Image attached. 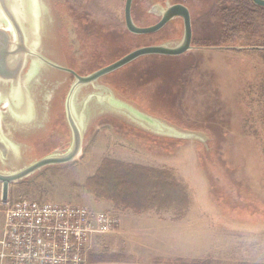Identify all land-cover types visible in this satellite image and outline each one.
<instances>
[{"label": "rangeland", "instance_id": "374dc122", "mask_svg": "<svg viewBox=\"0 0 264 264\" xmlns=\"http://www.w3.org/2000/svg\"><path fill=\"white\" fill-rule=\"evenodd\" d=\"M124 1L43 0L37 7L44 17L47 53L83 75L138 46L181 37L179 17L154 33H130L124 24ZM173 2L190 9L193 47L176 56L134 59L102 76L97 82L106 87L93 89V98L110 89L116 97L173 125L178 136L151 138L123 126L115 116H95L89 110L79 155L11 182L8 197L92 208L99 206L95 202L109 203L94 200L84 181L104 157L114 158L141 166L134 173L135 211L157 209L161 215L165 209L163 214L172 220L187 216L173 231L198 235L203 256L185 259L199 264H264V15L254 22L243 19L225 25L216 0H133V19L137 25H151L160 18L161 8ZM64 95L56 102L60 110L56 124L33 139L31 156L68 146ZM173 178L180 186L172 183ZM110 205L101 208L119 209ZM2 222L0 199V234ZM124 247L119 239L106 242L99 235L89 253L122 257L116 253Z\"/></svg>", "mask_w": 264, "mask_h": 264}, {"label": "water", "instance_id": "95a60500", "mask_svg": "<svg viewBox=\"0 0 264 264\" xmlns=\"http://www.w3.org/2000/svg\"><path fill=\"white\" fill-rule=\"evenodd\" d=\"M252 2L264 8V0ZM39 3L42 4L43 0H0L1 201L7 199L11 182L21 180L46 166L71 162L79 155L89 110L95 116H115L151 135L167 138L178 136L173 125L135 107L125 99L116 97L110 89L101 91L96 98H93V89L98 91L96 87H106L97 81L138 57L176 56L191 49L192 17L187 5L182 2L167 3L161 8L160 18L155 23L140 26L133 19V0H125L123 18L130 33H154L179 17L183 23L181 37L173 42L138 46L115 61L82 75L56 56L47 53L45 32L43 33L44 17L38 11ZM69 75L72 76L71 79ZM63 93V114L70 135L68 146L63 150H52L40 157H36V154L31 156L33 139L49 133L59 114L56 102ZM76 103L79 104L75 105ZM183 131L199 137L196 132Z\"/></svg>", "mask_w": 264, "mask_h": 264}, {"label": "built area", "instance_id": "2783aa9c", "mask_svg": "<svg viewBox=\"0 0 264 264\" xmlns=\"http://www.w3.org/2000/svg\"><path fill=\"white\" fill-rule=\"evenodd\" d=\"M0 264H87L95 237L116 229L118 213L72 202L7 198Z\"/></svg>", "mask_w": 264, "mask_h": 264}, {"label": "crops", "instance_id": "0c3cea01", "mask_svg": "<svg viewBox=\"0 0 264 264\" xmlns=\"http://www.w3.org/2000/svg\"><path fill=\"white\" fill-rule=\"evenodd\" d=\"M95 203L99 205L94 206L97 209H102V206L108 209L111 207L110 202ZM163 211H160L161 215L157 209L137 212L119 208L114 211L120 214L121 221L114 231L102 237L106 242L112 239L123 242L124 250L118 251L116 255L126 258L108 259L109 255L104 257L105 253L96 255V252L92 251L88 253L87 264H182L177 260L202 258L203 254L198 251L201 247L196 242L198 235L188 232L177 234L173 231V228H181L187 216L177 219L174 217L172 220L163 214Z\"/></svg>", "mask_w": 264, "mask_h": 264}, {"label": "trees", "instance_id": "16d2710c", "mask_svg": "<svg viewBox=\"0 0 264 264\" xmlns=\"http://www.w3.org/2000/svg\"><path fill=\"white\" fill-rule=\"evenodd\" d=\"M216 4L220 5L221 21L226 23H242L243 19L248 22H254L255 18L264 15V8L255 5L252 0H216ZM227 7L234 8V10H227ZM241 18V19H240ZM233 20H238L233 22ZM260 45V44H259ZM263 45V44H262ZM121 122V121H119ZM123 126L128 129L136 130L142 134L148 135L147 132L140 131L135 127L121 122ZM170 141L171 139H166ZM141 168L139 165L128 164L114 158L104 157L98 165L95 172L87 177L84 181L85 191L92 195L96 201H109L114 208L137 210L136 199L138 192V180L134 173L136 168ZM173 184L180 186V184L173 178ZM183 215V212L181 213ZM180 214V215H181ZM118 259L126 257L112 256ZM109 256L107 258H110ZM179 263L199 264L198 261H189L187 259H180ZM247 264V263H241Z\"/></svg>", "mask_w": 264, "mask_h": 264}, {"label": "flooded vegetation", "instance_id": "af4514ba", "mask_svg": "<svg viewBox=\"0 0 264 264\" xmlns=\"http://www.w3.org/2000/svg\"><path fill=\"white\" fill-rule=\"evenodd\" d=\"M166 25H167V24H166ZM58 119H59V117H58L56 120H58ZM56 120H55V121H56ZM57 122H58V121H57ZM55 124H56V123H53V126H54ZM51 132H52V131H51ZM52 133H53V132H52Z\"/></svg>", "mask_w": 264, "mask_h": 264}]
</instances>
